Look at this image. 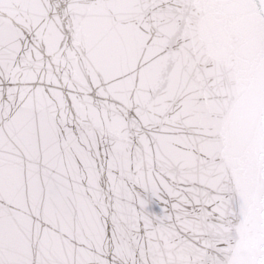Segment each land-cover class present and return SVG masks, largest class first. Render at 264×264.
<instances>
[{
	"label": "snow or ice",
	"instance_id": "6c2138e0",
	"mask_svg": "<svg viewBox=\"0 0 264 264\" xmlns=\"http://www.w3.org/2000/svg\"><path fill=\"white\" fill-rule=\"evenodd\" d=\"M0 264H264V0H0Z\"/></svg>",
	"mask_w": 264,
	"mask_h": 264
}]
</instances>
